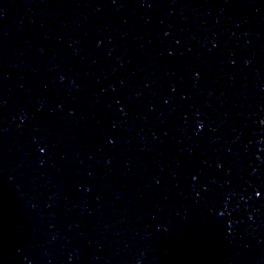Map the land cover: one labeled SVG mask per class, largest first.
<instances>
[{
    "label": "water",
    "instance_id": "1",
    "mask_svg": "<svg viewBox=\"0 0 264 264\" xmlns=\"http://www.w3.org/2000/svg\"><path fill=\"white\" fill-rule=\"evenodd\" d=\"M0 264H264V0H0Z\"/></svg>",
    "mask_w": 264,
    "mask_h": 264
},
{
    "label": "snow or ice",
    "instance_id": "2",
    "mask_svg": "<svg viewBox=\"0 0 264 264\" xmlns=\"http://www.w3.org/2000/svg\"><path fill=\"white\" fill-rule=\"evenodd\" d=\"M257 195H259V193H257Z\"/></svg>",
    "mask_w": 264,
    "mask_h": 264
}]
</instances>
